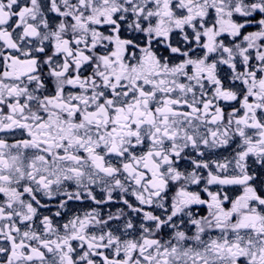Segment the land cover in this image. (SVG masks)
<instances>
[{
  "label": "snow or ice",
  "instance_id": "snow-or-ice-1",
  "mask_svg": "<svg viewBox=\"0 0 264 264\" xmlns=\"http://www.w3.org/2000/svg\"><path fill=\"white\" fill-rule=\"evenodd\" d=\"M0 264H264V0H0Z\"/></svg>",
  "mask_w": 264,
  "mask_h": 264
}]
</instances>
